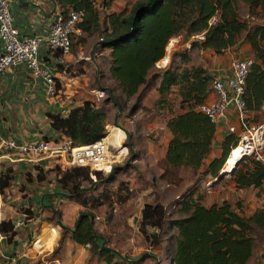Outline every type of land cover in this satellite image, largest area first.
Here are the masks:
<instances>
[{
    "label": "trees",
    "instance_id": "16d2710c",
    "mask_svg": "<svg viewBox=\"0 0 264 264\" xmlns=\"http://www.w3.org/2000/svg\"><path fill=\"white\" fill-rule=\"evenodd\" d=\"M114 1L54 0L65 17L71 9L83 10L84 16L79 23L83 32L92 35L101 31L105 34L97 44L109 50L110 77L127 101L134 98L131 109L137 108L145 95L144 86L149 73L163 59L169 41L181 34L187 37L200 35L201 38L193 43L215 55L224 54L242 41L250 45L253 62L245 78L244 120L248 127L249 123H261L264 112V0H137L128 14L124 11L109 13L107 27L101 29V9L110 8ZM241 6L246 8L249 16L257 15L262 22L250 25L248 20L242 19L239 14ZM173 58L179 63L173 65ZM213 76L202 65L190 64L186 51L175 52L168 66L157 73L158 103L164 106L169 97H174L172 99L179 104V110L170 113L165 121L171 137L160 159L161 175L167 172L175 175L181 169L212 179L222 178L219 177L220 171L230 151L238 145L239 136L237 132L228 131L221 141L220 155L206 163L217 124L199 111L198 106L209 101ZM102 88L117 108V121L125 104L110 88ZM47 118L51 128L59 132V136L69 139L73 147L94 144L107 135L106 114L91 99L84 100L66 115L48 113ZM116 168L103 175L100 170L91 171L87 166H62L57 162L52 169L63 192L54 199L51 213L61 223L62 219H69L77 211V219L70 229L71 240L89 246L90 251L106 264H139V261L125 258L105 246L104 239L94 230L92 214L82 210L89 202L102 204L103 197H107L105 192L97 197L86 196L84 192L92 190L98 182L111 181ZM232 171L229 175L236 189L259 187L264 183V164L255 160L253 155L243 157ZM12 179L10 170L0 173L2 196ZM58 198L62 200L59 205ZM204 200V190L194 187L179 203V211L184 216L169 222L176 231L170 264H246L253 254L255 231L261 230L264 236V206L244 216L227 200L209 205H205ZM166 212L157 201L146 202L141 208L138 231L150 245L160 243L158 231L166 223ZM24 213L29 220L30 211L26 209ZM0 232L11 243L17 234L14 220L2 219Z\"/></svg>",
    "mask_w": 264,
    "mask_h": 264
},
{
    "label": "rangeland",
    "instance_id": "374dc122",
    "mask_svg": "<svg viewBox=\"0 0 264 264\" xmlns=\"http://www.w3.org/2000/svg\"><path fill=\"white\" fill-rule=\"evenodd\" d=\"M136 1L115 0L110 8L101 9V29L107 27V15L109 13L124 11L128 14ZM239 14L242 19L248 20L250 25L262 22L257 15L249 16L244 6L239 8ZM92 35V43L85 48V56L87 55L88 57L84 58L82 63L74 64L68 62L64 63V66L62 65L61 69L70 72L69 78L73 82L67 79L63 82L57 81L56 95H60L63 98L70 94V97H72L77 92L76 88L83 85L86 86L85 89H80V98L93 100L105 112L106 137L114 129H120L124 137L122 140H119L111 133V136L107 139L110 144L109 160L105 166L102 164L105 169L101 172L103 175H107L114 167H118L115 171V177L111 181L98 182L93 186L92 190H85L84 192L86 196L94 197L105 192L107 197H103L102 204L92 205L89 202L90 204L84 206L82 210L83 212L92 214L94 230L104 239V245L110 250H114V252L119 253L125 258L137 260L139 264H170L169 260L175 244L176 231L170 226L169 222L172 219L184 216L179 211V203L186 198L192 188L199 187L201 190H205L209 177L198 174L194 175L188 170L181 169L175 175L170 172L161 175L163 166L159 157L161 147L164 144L162 135L165 131L161 130L160 126L164 125L170 113L179 110V104L176 100L172 99L174 97H169L170 100L167 101L166 105L161 106V103L157 101V94V96L152 95L149 97L147 107H143L141 105L142 102H140L137 108L131 109L134 100L131 103H127V100L121 94V90L110 77L109 50H104L97 44L100 37H104L105 34L99 31ZM200 38V35L187 37L185 34H181L169 41L163 57H167V63L164 64L163 60H160L161 62L158 61L150 71L147 84L144 86L146 87L145 94L154 89L158 84L157 73L160 69L168 66V61H170L175 50L188 52L190 61L192 59L194 64L205 63V61L211 59L213 56L211 51L203 50L193 43ZM242 43L246 42L242 41L239 47H242ZM77 44L73 42L71 50ZM173 45L175 47H172ZM172 60L173 65L179 63L177 58H173ZM94 63L96 64V69H94ZM83 66L94 69V72L92 73L91 70L86 72ZM80 71L86 72L87 75L81 77L79 80L77 79L78 81L74 80L73 77L79 76ZM102 86L110 88L112 93L119 98V101L125 104L123 114L117 121L115 118L117 108L108 100L107 93ZM261 120V123H263L264 112L261 115ZM115 122L117 123L115 124ZM233 125L236 127V131L239 132V123L235 121ZM257 125L249 123L250 127H257ZM252 133L254 134L253 131ZM243 140H249L248 144L252 147L257 142H260L256 137L251 138L249 135H246V138H243ZM246 156H249V154L244 157ZM59 162H61L62 166L66 165L63 160H59ZM87 167L91 171L96 170L93 166ZM26 178L28 184L33 183L35 180L37 182L45 180L44 184L48 186L56 183L53 169L45 170V172L42 170L35 174L29 173ZM231 179L229 174H224L221 183ZM84 184L88 185L87 183ZM126 195L127 198L124 199ZM48 201L49 203H54L55 200L53 197H50ZM154 201L161 203L167 211L166 223L158 231L160 243L156 246L150 245L138 231L141 208L144 203ZM35 202L36 200H33L31 197L26 198V194L22 196V199L2 196L0 209L1 219L12 220H16L19 214L25 215L24 211L26 209L30 211V220L26 218L28 215L24 216L25 218H22L23 224L20 226H26L34 232L35 241L29 248H31L36 257L34 256V259L29 264H106L103 259L90 251L89 246L85 247V250L86 252L88 251L90 257H83L82 253L84 254L85 252L83 247L71 240L70 229H73L77 219V211L73 212L69 219H62L61 223H58V219L55 218L47 206L34 205ZM64 216H67V214ZM51 228L55 229L57 237L55 243L52 246H48L43 243L47 231ZM254 239L255 250L264 245V236L261 230L255 231ZM2 242V246H0V259L3 258L1 253L5 255L6 252V240ZM114 259L118 260L117 258ZM14 264L26 263L19 261Z\"/></svg>",
    "mask_w": 264,
    "mask_h": 264
},
{
    "label": "crops",
    "instance_id": "0c3cea01",
    "mask_svg": "<svg viewBox=\"0 0 264 264\" xmlns=\"http://www.w3.org/2000/svg\"><path fill=\"white\" fill-rule=\"evenodd\" d=\"M8 1L9 9L13 17V25L22 36L46 35L50 24L61 11L60 7L55 4L54 0ZM92 36L93 35L82 32L80 35L73 37V42L78 44L73 46L71 52L66 55H57V51H50L45 45H41L39 53L40 59L53 73L56 82H63L66 81V79L72 81V79L69 78L70 72L61 69L62 65L64 66V63L66 64L68 62L74 64L82 63L84 58L86 59L88 57L87 55L85 56V48L92 43ZM172 47H175V45ZM176 51L177 50H175L173 54ZM250 56V45L246 42L242 43V47H239L238 45L228 49L224 54H213L209 61L196 65H202L207 68L211 74L217 75L218 77H226L230 74V64L234 59ZM163 61V63L166 64L167 57H165ZM190 64H194L192 59ZM93 66L94 69L97 68L96 64ZM84 67L86 72L90 70L92 73L94 72V69L89 68L88 66H83V68ZM86 72L83 73V71H80V75L73 77V79L78 81L81 77L87 75ZM157 85L150 92H147L142 96L141 105L143 107H147L149 97L152 95L157 96L155 90ZM82 88L85 89L86 86L83 85L76 88L77 92H75L76 94H73L72 97H70V94L63 98L60 95L50 96L48 94L45 80L33 77L31 71L27 67L21 65L8 68L4 71L0 79L1 135L6 139L11 138L17 143L38 140L44 137L50 138L56 133V131L51 128L47 114L61 113L62 115H66L70 109L80 105L85 100L80 98V89ZM214 98V95L211 94L209 101L214 100ZM133 100L134 98H131L127 103H131ZM236 118V113L231 108L229 112L226 113L225 117L219 120L210 152L206 156V163L220 155L221 141L228 132V127L235 124V121H237ZM160 129L165 132L162 135V141L164 144L161 147L162 149L159 159L163 158L167 143L171 137L165 123L160 126ZM111 133L106 140L111 136ZM57 162H59V159L57 160L56 158L38 159L34 162L25 161L20 159L18 155L8 152L5 148L0 149V173L5 170H10L13 178L10 187L5 191L4 196L22 199V196L26 194V198L31 197L33 200H36L34 205L39 204L41 207L47 206L48 209L51 210L52 203H49V198L53 197L55 199L56 196H59L63 192L58 184L55 183L54 185L48 186L44 184L45 180H41V182L35 180L33 183L28 184L26 176L29 175V173L35 174L42 170L45 172V170L52 169V166H55ZM220 174L219 177L224 175L220 176ZM215 179L216 178L212 179V177L207 179L206 188L204 190L205 205L227 200L237 212H240L244 216H249L255 210L264 206V183L259 187L236 189L235 183L232 179L224 183H221L222 178H218L216 181ZM237 202L238 204H236ZM20 216L21 215L19 214L17 218ZM15 230L17 234L14 236L12 242L8 243L6 241L5 255H2L1 253V256L4 258L0 259L1 264H14L19 261L21 263L25 262L26 264H29V262L34 259V252L29 248V246L35 241L34 232L26 226L15 228ZM56 237L57 234L55 229H49L44 237L45 240L43 244L52 246L55 243ZM46 241L50 243L48 244ZM76 244L83 247V250L85 251L84 254L82 253L83 257H90L88 251L86 252L85 250V247L87 246L78 243ZM246 264H264V245L256 250L254 248L253 254Z\"/></svg>",
    "mask_w": 264,
    "mask_h": 264
},
{
    "label": "built area",
    "instance_id": "2783aa9c",
    "mask_svg": "<svg viewBox=\"0 0 264 264\" xmlns=\"http://www.w3.org/2000/svg\"><path fill=\"white\" fill-rule=\"evenodd\" d=\"M83 16V10L71 9L66 17L60 13L56 15L46 35L22 36L13 25L9 1L0 0V79L8 68L22 65L31 71L33 77L45 80L50 96L56 95L55 77L40 59V47L45 45L50 51H59L63 55L69 54L73 37L83 32L79 27ZM252 62L251 56L234 59L230 64L229 76L214 75L211 80V89L215 98L199 105L198 110L205 114L211 122L217 124L232 108L237 116L239 132L236 131L234 125L228 127L229 132H237L238 144L242 141L248 143L249 140H243L246 135L259 139L260 142L251 146L248 154L253 155L255 160L264 164V122L258 124L257 127H248L244 120L245 78ZM106 138L94 144L73 147L69 139L59 136V132L47 140L41 138L23 143H17L11 138L6 139L0 133V149L5 148L25 161L34 162L38 159L56 158L60 161L63 160L69 166H93L94 169L102 171L109 160L110 144ZM77 149L81 150L76 151ZM101 164L104 166L100 167ZM61 201V198H58L57 205ZM1 202L2 194L0 193V209ZM24 216L22 214L14 220L15 228H20ZM1 220L0 211V222ZM5 238L6 236L0 232V246Z\"/></svg>",
    "mask_w": 264,
    "mask_h": 264
},
{
    "label": "bare ground",
    "instance_id": "6f19581e",
    "mask_svg": "<svg viewBox=\"0 0 264 264\" xmlns=\"http://www.w3.org/2000/svg\"><path fill=\"white\" fill-rule=\"evenodd\" d=\"M164 59L165 58H163L162 60ZM112 133L119 140H122L124 137L123 132L120 130L114 129ZM251 148L252 147L246 141L240 142L235 148H233L230 152L231 154L227 158V161L225 162L222 168L224 174H230V172L235 168L238 162H240L243 159V157L250 152Z\"/></svg>",
    "mask_w": 264,
    "mask_h": 264
},
{
    "label": "water",
    "instance_id": "95a60500",
    "mask_svg": "<svg viewBox=\"0 0 264 264\" xmlns=\"http://www.w3.org/2000/svg\"><path fill=\"white\" fill-rule=\"evenodd\" d=\"M111 98H112V97H111ZM112 99H113V98H112ZM230 152H231V151H230ZM230 154H231V153L228 154V157H229ZM228 157H227V158H228ZM226 161H227V159H226ZM223 174H224V172L222 171L221 174H220V176H222ZM217 179H218V178H216L215 181H216Z\"/></svg>",
    "mask_w": 264,
    "mask_h": 264
}]
</instances>
